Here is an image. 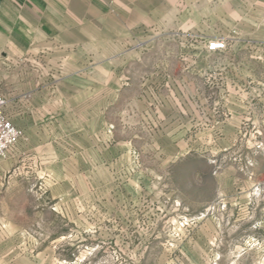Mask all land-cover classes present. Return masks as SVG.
I'll list each match as a JSON object with an SVG mask.
<instances>
[{
  "label": "rangeland",
  "instance_id": "1",
  "mask_svg": "<svg viewBox=\"0 0 264 264\" xmlns=\"http://www.w3.org/2000/svg\"><path fill=\"white\" fill-rule=\"evenodd\" d=\"M134 1L0 69V264H264V0Z\"/></svg>",
  "mask_w": 264,
  "mask_h": 264
},
{
  "label": "crops",
  "instance_id": "2",
  "mask_svg": "<svg viewBox=\"0 0 264 264\" xmlns=\"http://www.w3.org/2000/svg\"><path fill=\"white\" fill-rule=\"evenodd\" d=\"M70 1L0 0V54L4 56L0 60V69L4 66L9 67L10 65L17 64L18 61L22 65L25 61L32 60L35 55H39L45 60H50L52 57V61L55 63L54 57L57 54L56 64L59 66V53L62 47L61 38H66V43H70L68 38L73 35L67 28L68 24L63 23L64 19H62L63 13L69 11L67 7ZM126 1L128 7L124 11L120 7L122 1L102 0L101 20L106 23H104V27H108V21L113 16H109L108 12L110 3L116 6V14H114V19H111L118 22V26L122 31L126 29L124 25V20L126 19L125 13L135 14L136 10V19H140L139 4L135 8L134 0ZM124 33L122 32V35ZM82 34L80 32V35ZM35 96H32V98L28 97L27 99L23 97L20 100L18 99L21 103H26L27 113L30 103L36 102ZM8 112L12 118L16 117L9 109V104ZM3 173L4 169L0 164V177Z\"/></svg>",
  "mask_w": 264,
  "mask_h": 264
},
{
  "label": "built area",
  "instance_id": "3",
  "mask_svg": "<svg viewBox=\"0 0 264 264\" xmlns=\"http://www.w3.org/2000/svg\"><path fill=\"white\" fill-rule=\"evenodd\" d=\"M225 49L226 43L223 40L209 42L210 51ZM8 104V98L0 93V160L5 158L10 150L19 143L24 133V130L16 125L8 112Z\"/></svg>",
  "mask_w": 264,
  "mask_h": 264
}]
</instances>
